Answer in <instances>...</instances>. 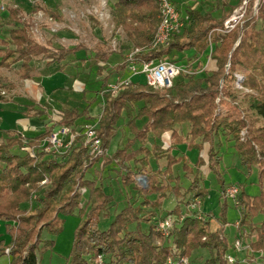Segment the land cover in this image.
Returning a JSON list of instances; mask_svg holds the SVG:
<instances>
[{
	"label": "trees",
	"instance_id": "trees-1",
	"mask_svg": "<svg viewBox=\"0 0 264 264\" xmlns=\"http://www.w3.org/2000/svg\"><path fill=\"white\" fill-rule=\"evenodd\" d=\"M237 1L224 0L220 7L215 3L210 10L202 6L186 10L188 20L182 32L174 34L168 46L159 47L152 46L160 24L159 0H118L112 5L115 30L125 34L133 49H141L136 56L138 62L169 60L180 64L174 59L176 53L193 50L194 55L185 65L200 72L181 74L165 90L138 77L115 95L105 94L103 112L96 120L100 155L92 153L83 134L62 153L46 151L41 143L53 132L54 125L31 139L0 128V221L5 223L9 236L7 242L0 239V256L9 249L10 264H38L39 253L55 243L45 239L44 232L60 233L61 217L78 210L82 221L75 232L68 264H170V260L183 264V258L195 264L191 257L197 250L208 253V257H199L202 264H264V0L258 2L257 16L250 12L254 1L248 0L250 11L243 26L217 34L216 29L223 27L244 0ZM217 11L221 12L215 16ZM49 13L60 19L56 12ZM9 17L15 25L7 39H0V70L19 64L17 74L23 80L30 79L35 71L37 57L63 65L82 60L84 52L88 65L99 67V75L110 60L103 43H98L89 55L82 45L56 48L50 41L42 44L31 36L17 10L10 9ZM74 56L77 58L72 60ZM129 67L126 55L114 68L116 75L103 76L102 91L96 95L108 84L127 79L123 74ZM236 83L249 92L240 96ZM8 86L14 88L0 77V102L6 101L2 89ZM225 101L235 104L239 117L221 109ZM91 103L83 110L57 112L56 124L81 131L91 123ZM138 103L142 106L137 107ZM32 110L29 106L25 114L31 117ZM123 116L132 137L113 149L112 141L120 133L118 122ZM80 118L86 120L78 123ZM143 118L146 121L138 128L136 122ZM223 140L232 143L244 166L258 169L259 194H249L245 183L227 184L222 178L219 147ZM196 151L198 157L192 159L190 153ZM161 159H166L164 165L159 163ZM114 163L118 165L116 181L125 190L121 208L105 189L107 176H87L94 164L107 171ZM180 164L190 178L185 189L177 170ZM206 169L217 174L221 185L222 211L217 220L212 213L198 209L208 195L203 178ZM139 177L145 185L138 183ZM232 186L238 188L234 201L240 207L235 232V238L243 244L239 252L226 232V193ZM171 198L176 204L166 210L164 205ZM199 201L200 205L193 207ZM168 217L174 222L165 236L158 224ZM109 219L108 225L101 228V222ZM229 250L236 253L234 263L228 261L232 256Z\"/></svg>",
	"mask_w": 264,
	"mask_h": 264
},
{
	"label": "rangeland",
	"instance_id": "rangeland-1",
	"mask_svg": "<svg viewBox=\"0 0 264 264\" xmlns=\"http://www.w3.org/2000/svg\"><path fill=\"white\" fill-rule=\"evenodd\" d=\"M104 1H107V5L104 4ZM223 1L224 0H197L194 7L200 5L202 6L200 8L210 10L215 8V3H218V6L220 7ZM253 1L254 5L251 6L252 10L250 11L249 7V11L252 15L257 16L255 6L260 0ZM232 2L237 4L238 1L232 0ZM5 4L7 8L6 11L0 13V39H7L9 30L15 25L11 23L9 17L10 9H14L17 10V16L20 22L27 24L29 34L42 44H46L50 41L56 48H69L82 45L87 51L86 54L89 55L92 54L98 43H103L105 49L111 54V57L109 62L104 64L105 68L102 75H99V67L88 65V62L84 59L86 55L82 52V60H78L77 67H72L73 69L70 68L67 70L68 73L74 72V74L72 79L65 83L66 88L53 90L52 86L49 89L50 93L46 94L42 91L41 85L36 86L35 79L33 82H28L20 78L17 74V70L20 68L19 64L13 66L10 70H0V77L5 79V83L8 85H14V88L9 89L8 86L2 89V95L6 100L5 102L14 104V106H10L7 104L5 105L3 102V106L0 103V122L2 125L11 130L22 131L24 134L33 135L35 125H43L45 121H47L46 114L40 119L36 118L37 116L29 117L25 114V111H21L22 107H26L27 110L31 105L28 101H31V85L34 86L35 89L36 87L38 88L37 93L39 95L41 93L45 94L41 100L43 103L47 104L53 112L73 108L83 110L88 107V102H92L89 107L90 111L99 105L102 106L103 95L101 93L97 96L96 93L102 91L104 85L103 76H106L107 74H110L111 76L116 75L118 71H115L114 68L123 62L126 55L133 49L128 44L125 34L121 30H115L114 28L111 15L113 0H5ZM49 12H56L60 19L51 16ZM176 54L178 55H175L174 59L177 63L185 65L187 58L194 55V51L188 50L185 53L177 52ZM45 62L46 60L44 57H37L35 58L34 64L37 65L39 63L40 66V63L43 65ZM45 72H52V70ZM78 72L80 73L79 75L77 74ZM238 75L239 77L243 76L241 74ZM33 76L35 78L36 75L33 74ZM197 76H201V74H198ZM128 77H131V72L129 70L125 71L123 74V78ZM138 77L139 76H134L133 78ZM75 79H77L82 85H85V92L75 88ZM38 80L41 79L38 78ZM114 80H111V82ZM27 83H30V86L26 85ZM236 88H238V94L240 96L249 92L242 86L239 87L238 83H236ZM141 106L142 103L137 104V107ZM221 109L228 112L234 118L239 117L240 112L231 101H225ZM96 120L97 119H91L90 124H96ZM145 121V118L138 120L136 122L137 127L141 128ZM118 124L121 125L119 128L120 133L112 141L111 148L113 149L118 145H123L128 137H132L129 128L126 126V119H124V116L119 120ZM185 128L186 126L183 125L182 129ZM245 133L246 131L243 130L241 133L242 136H244ZM219 151L222 156L220 173L225 182L232 185L245 183L246 191L249 194H259L260 186L258 169L252 167V169L249 170L244 166L231 142L223 140L219 147ZM190 157L195 159L198 157V152L190 153ZM117 168L118 165L114 163L107 171H102L100 165L94 164L88 171L87 176L91 178H102L104 175L107 176V179L104 182L105 189L108 193L113 194L115 200L118 202V208H121L123 206L122 195L125 190L123 186L116 181ZM178 169L180 170L181 181L185 183L183 184V188L185 189L190 183V178L185 176L181 164L178 165L177 170ZM203 178L204 186L208 189V195L198 209L201 213H212L217 220L222 211V198L220 197L221 185L217 174L208 169L203 171ZM138 183L140 185H145L146 181L139 177ZM166 204L168 206V203ZM171 204H175L174 198H171ZM227 204L228 224L226 232L229 236V242L232 244L238 239L235 238V232L237 230L235 223L240 218V207L236 206L235 201L229 198ZM202 215L205 217L204 214ZM61 218L63 220V226L60 233L51 235L44 232L45 239H52L55 243L52 248L39 253L38 264H68L75 232L82 221V218L80 217L78 210L73 214L65 215ZM259 218H262V216H259ZM110 221L111 219L103 220L101 222V228L106 227L105 225H108ZM216 223L219 224L218 222ZM216 223L214 224V227L216 226ZM1 238H5L6 242L9 240V236L6 234L5 230V223L2 221H0V239ZM228 254L232 256L236 255L233 250H229ZM201 255L208 257V253L204 250H197L193 253L191 260L195 261V264H202V260L199 258ZM9 263L10 257L8 255L0 256V264Z\"/></svg>",
	"mask_w": 264,
	"mask_h": 264
},
{
	"label": "built area",
	"instance_id": "built-area-1",
	"mask_svg": "<svg viewBox=\"0 0 264 264\" xmlns=\"http://www.w3.org/2000/svg\"><path fill=\"white\" fill-rule=\"evenodd\" d=\"M104 4L107 5V1H104ZM256 3L255 10L257 11ZM5 0H0V13L6 11ZM249 12V1L244 0L239 7L234 10L228 19L225 20L223 27L216 29L217 34H226L238 27H242L245 21L248 19ZM159 18L160 24L157 29V33L153 39V47L159 46H168L172 36L174 34H179L185 27L186 21L188 20L187 12H181L174 2V0H159ZM210 49H213V44L210 41ZM141 52V49L134 48L132 51L127 54V59L129 61L131 72V77L127 79H120L115 83L108 84L102 92V95L111 93L115 95L123 87L127 86L134 76H143L146 82L155 88L165 90L173 86L174 81L181 74H194L195 72L186 65L176 64L169 60H159V61H150V62H138L136 59L137 54ZM206 67V66H205ZM239 87L241 85L238 83ZM83 134L86 137V141L90 147L92 153L100 155L102 153L101 149V139L97 136L96 133V124H87L81 131L74 132L71 127L67 125H62L57 129H54L53 132L46 137L41 143V147L45 148L46 151H52L54 153H62L68 148H70L77 138L78 135ZM45 180L43 183H46ZM238 188L232 186L227 190V197L229 199H236ZM200 205V201L197 204H194L193 207ZM174 219L168 217L165 220H162L158 224V230L162 232L165 236L169 235L170 230L173 227ZM236 226H239L237 221ZM236 251H241L243 249V244L241 239H237L234 243ZM5 255L10 257V250L7 249ZM229 263H234L235 257H228ZM99 262L102 263V257H99ZM183 264H190L188 259L183 258L181 260ZM10 264V263H9ZM170 264H174L170 260Z\"/></svg>",
	"mask_w": 264,
	"mask_h": 264
},
{
	"label": "crops",
	"instance_id": "crops-1",
	"mask_svg": "<svg viewBox=\"0 0 264 264\" xmlns=\"http://www.w3.org/2000/svg\"><path fill=\"white\" fill-rule=\"evenodd\" d=\"M118 0H113V4L115 2H117ZM197 0H174L175 4H176V7L183 13L185 12V10H188L190 8H194V4L196 3ZM198 7H200V5H198ZM228 9V7H227ZM221 11H217L214 13L215 16L219 15ZM71 48V47H69ZM86 50V49H85ZM77 57H73L72 60H75ZM46 62L45 64H41L40 63V66H39V63L36 66V69L35 71H33L31 73V77L30 79H27L25 81H36V86H40L42 87V91L46 93H50L49 92V89L50 87L53 86V90H56V89H59V88H63L65 89L66 88V85L65 83L69 80L72 79V76L74 74V72L72 73H68L67 70L68 69H73L72 67H77V62H64L63 65H60V64H57V63H52L50 59H47L45 58ZM209 65V60L207 61L206 63V67ZM52 70V72H45V71H50ZM33 74H35V78L33 76ZM78 75L80 74L79 72L77 73ZM140 77V76H139ZM143 77V76H141ZM38 78H40L41 80H38ZM28 86H30V83L26 84ZM44 88V90H43ZM75 88L77 90H81V91H84L85 92V85H82L77 79H75ZM31 90H32V93H31V101L28 100L30 102V106H33V110H32V116L31 117H36V118H42V116L44 114L47 115V121H45V123L43 125H35L34 127V130H33V135H27V134H24L22 131L19 132V131H16L17 133L21 134L22 136H24L25 138L27 139H31V138H34L36 137L38 134L44 132L45 128L48 127V126H53L54 125V129H57L58 127H60V125H57L56 124V114L57 112H53L52 110H50V108L47 106V104L43 103V101L41 100L42 97L45 95L44 93H41L40 95L37 93L38 91V88L31 85ZM1 104L3 102H0ZM4 104L6 105H10V106H14V104H9V103H6L4 102ZM4 104H2L4 106ZM64 110H67V109H64ZM62 109V111H64ZM21 111L24 112L26 111V107L25 108H21ZM51 112V113H49ZM59 112V111H58ZM103 112V105L102 106H97L95 109H91V111L89 110V114L90 116L92 117V119H98V117L101 116ZM86 119L85 118H80L78 120V123H83ZM51 123V124H50ZM0 128H2L3 130H11V129H8L6 128L5 126L2 125V123L0 122ZM13 130V129H12ZM6 135V134H5ZM172 143V141H170ZM166 159H161L159 161V163L161 165H164L166 163L165 161ZM176 171V170H175ZM168 203V206L167 204ZM165 205H164V208L166 210H171L175 204H171V199L168 200V202H166ZM173 205V206H172Z\"/></svg>",
	"mask_w": 264,
	"mask_h": 264
}]
</instances>
